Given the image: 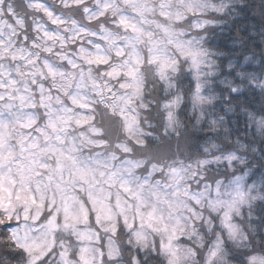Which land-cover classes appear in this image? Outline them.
Returning a JSON list of instances; mask_svg holds the SVG:
<instances>
[{
  "label": "clouds",
  "instance_id": "obj_1",
  "mask_svg": "<svg viewBox=\"0 0 264 264\" xmlns=\"http://www.w3.org/2000/svg\"><path fill=\"white\" fill-rule=\"evenodd\" d=\"M0 264H264V0H0Z\"/></svg>",
  "mask_w": 264,
  "mask_h": 264
}]
</instances>
